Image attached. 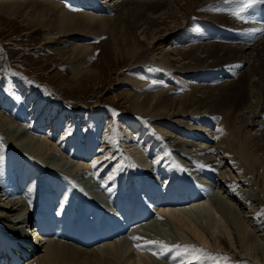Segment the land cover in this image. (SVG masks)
Returning a JSON list of instances; mask_svg holds the SVG:
<instances>
[{"label": "bare ground", "instance_id": "bare-ground-1", "mask_svg": "<svg viewBox=\"0 0 264 264\" xmlns=\"http://www.w3.org/2000/svg\"><path fill=\"white\" fill-rule=\"evenodd\" d=\"M89 1L93 7L94 5L98 6V9L94 8V12L74 10L71 6L80 4L74 0H0V10L11 15H21L26 22L30 21L29 16L48 11L50 19H40L39 22L42 24V28L47 30L46 37L49 42H62L66 44L64 47L68 44L69 47L71 46L69 50L58 48L61 56L65 57L64 59L69 64L83 59L90 62L93 57L91 53L93 46L84 41L86 37H79L77 35L79 32L86 30L85 35L87 36L88 34L92 37L112 36L115 44L118 46L117 50H122L123 55L132 58V62L129 63L127 70L132 73L125 77L127 79L124 85L135 90H140V93L126 92L123 98L126 99L128 107L135 114L152 120L162 119L155 122L161 123L170 120L177 124H183L185 118H191L195 114L208 113L210 116L202 117L203 115H200L199 118L211 119L213 118L212 116L218 117L221 115L223 117L222 122L225 125L228 124L226 125L227 130L229 129L228 133L233 131V133L238 132L241 135V139L231 136L229 143L234 144L233 146L235 147L231 150L225 147L222 149L223 153L233 154L244 165L245 169L248 170V173H252L251 176L255 175L258 171L259 176L261 175L263 178L264 173L259 170L258 166L264 164V120L258 119L260 113L257 111L258 107H260L259 103L262 101L261 99L264 98V34L252 30L264 27V24L257 23L252 19L247 22L236 19L230 14L236 8V5L224 3V0H101L99 4H95L98 2L97 0ZM38 6H41V8H37ZM100 12L104 13V15ZM105 13L113 14L112 18L106 16L107 14ZM47 21L48 24H46ZM72 29L79 30L75 31ZM54 34L55 36H53ZM126 36L132 37L133 43H135L133 46H131ZM75 38H78V43L72 42ZM241 39H245V42H242L243 40L241 41ZM255 42L257 43L255 44ZM73 46L74 48H72ZM232 62L235 63L230 66L229 64ZM150 64L153 67L155 66L152 72L154 78H161L167 84H172L173 87L153 91L152 89L160 87L161 84L156 83L155 87H151L146 82L144 84L142 80L146 76L143 73L146 71L144 68H148ZM87 67L88 65L83 67V72L87 71ZM149 74L147 73V75ZM244 74L246 76V79H244L245 83L242 82V86L240 85L242 98L239 99L238 105L233 107L227 100L229 92H222L220 89H225L227 86L233 89L236 88L238 82H235L236 79L234 80L233 77L238 76V79L240 76H244ZM92 77L95 78L94 74L87 75V78ZM187 79L188 81H186ZM202 81L205 83H201ZM238 81H240V78ZM177 86H181V88L185 86L184 88H189L190 91L189 93L185 92L181 94L178 92L179 88L176 89ZM175 93L179 94V96L172 95ZM256 101V106H253V103ZM200 109L203 110L199 111ZM244 113L247 114L244 116ZM58 121L59 119L53 120L52 125L55 127V125H58ZM212 121L214 120L212 119ZM224 124L222 125L224 126ZM27 127L26 129H28ZM22 128V125L15 124L7 117H4V115L0 117V131L6 135L7 140H10L24 156L48 166L49 169H53L58 174L62 173L66 177L68 176L70 180H74L82 189L84 186L86 189V186H88L87 181L93 179L84 180L86 182H83L81 179H77V177H79V174L81 176L85 174V168L90 170L87 167L91 165L90 162H85L87 160L85 154L88 152V147L84 148L82 145L79 147L77 155L78 152L82 153L81 159L83 158L84 161L82 162L83 164L78 161L77 163L75 160L73 161L64 155L62 156L61 152L56 149L55 144L44 139L43 135L31 137L29 136L31 133L28 131L30 134L27 135L23 130L24 128ZM219 128L221 127L219 126ZM252 130L256 131L252 132ZM165 134L167 144L170 143L171 146L175 147H171V151L175 154L178 151H183L191 155H188V157L190 156L188 161L191 163L188 162L189 164H187L186 161V164L182 165L186 171L191 172L197 169H201L202 171V168L203 170L208 168L220 172L216 181L221 186V191L218 189L219 192L223 194L216 195L212 193L213 195L211 194L212 196L208 199L210 201L207 200L208 202L195 200L198 203L191 204L193 208H191L190 204L183 206V208H178L177 206V208L169 207L167 206L169 203L160 201L157 205L160 206L158 212L162 216V220L151 224H144L138 227L136 232L147 236L160 234L173 241L180 239L179 241H184L181 243H188L198 252L209 248L213 255H217V252H222L236 259H245L244 262L249 260L252 263H264V219L261 216L259 219H256L255 216V213L258 212L256 211L258 204L262 202L259 195L262 189L260 188L261 186L259 187V191L256 192L253 189L256 183L250 182L249 179L244 181L238 179L237 175L230 173L226 168L227 166L224 165V161H221L219 159L220 156L218 157L217 154H214V151H209V149L207 151L203 150L205 148L192 149L199 144H183L171 134H167V132ZM208 134L210 135L211 132ZM200 135L202 134L200 133ZM196 137L198 138V136ZM250 144L252 148L254 147L253 149H251ZM92 146L90 145V151L92 150ZM167 148L166 150L169 149ZM169 155H167L168 158ZM15 156L13 155L12 157L15 158ZM99 158L100 156H97V162L93 160L91 163L94 166V174L98 173L99 175L100 173L102 176L106 172V170L105 172L103 171L104 168H107V170L109 168L106 164L102 167V163L105 160L100 162ZM187 159L186 157L185 160ZM110 163L109 165H111ZM177 166L181 167V164H177ZM16 168H18V165ZM7 172L6 174H8ZM14 172H18V170L16 171L15 169ZM1 173L0 171V264H164L150 258L144 251H140L141 249L139 250L140 252L133 250L127 238L113 239L109 237L108 239L110 240H107L106 237H101L102 239H100L99 234L98 243H94L90 230L83 227L82 217L72 219V215L69 212L67 215L65 213L66 217L62 215L63 217L58 216L57 218L49 207V201L42 203L36 208L34 207L35 209L31 204L28 206L27 202H24L23 196L21 197L17 192L19 187L9 184L8 179L3 175L4 171L3 174ZM117 173L119 172L116 171ZM32 175L33 170L29 176L32 177ZM246 175L247 173L244 174L245 177ZM18 177L15 179L17 180ZM19 178L22 180V176ZM108 181H110V178ZM145 181L132 184L137 190L138 196L140 194L145 198V208L151 210L154 207L155 210L156 205L154 202L158 200L154 197L155 189L149 183H145ZM246 181L248 184L244 187ZM201 182L202 184L206 183L205 181ZM76 184L74 185L77 186ZM227 184L228 186H237L236 191L228 192L224 189ZM203 186L205 187V185ZM205 191L208 192L206 189ZM97 195L99 197L100 194ZM97 195L95 194L94 197ZM234 195H237V197ZM169 200L172 201V199ZM91 201L92 199L88 200L89 203ZM96 203H98L97 199ZM92 204L95 203L93 202ZM92 204L90 205L92 206ZM195 206L202 208L206 216L200 214L198 217L195 214L196 211L192 210L197 208ZM79 209L82 208L79 207ZM143 213L147 212L143 211ZM76 214L78 215L77 212ZM77 215L76 217H79L80 214ZM39 217H42V219ZM207 221H213L212 226L216 222L218 226H215V230H211V227L207 225ZM28 226L29 228L26 230ZM114 232L116 230H113V228L109 231L111 235ZM25 241L28 244H25ZM35 245H39V247L35 248Z\"/></svg>", "mask_w": 264, "mask_h": 264}, {"label": "rangeland", "instance_id": "rangeland-1", "mask_svg": "<svg viewBox=\"0 0 264 264\" xmlns=\"http://www.w3.org/2000/svg\"><path fill=\"white\" fill-rule=\"evenodd\" d=\"M74 1L80 3L76 6H71L76 11L94 12V8L98 9V6L94 5L93 7V5L89 3V0ZM97 1L98 2L95 4H99V2H101V0ZM37 8H41V6H38ZM100 13L104 15V13ZM105 14H107L106 16H109L110 18L113 16V14ZM29 17L30 21L26 22L24 17L21 15H11L10 13L0 10V115H4V117H7L15 124L20 126L22 125L24 128L22 129L27 135L31 133L29 135L31 137L43 135L45 137L44 139L55 144L56 149L61 152L62 156L64 155L70 160H75V162L78 161L82 163L84 161L83 158L81 159L82 153L78 152L77 155V151L80 149L79 147L81 145L84 148L88 147V152L85 154L87 159L85 162H90L91 165L88 164L89 166H87L90 170L85 168V174L82 176L79 174L80 178L77 177V179H81L83 182H86L84 180L88 179L93 180L87 181L88 186H86V189L85 186L83 187L86 192L85 193L82 187L80 185L78 186L74 180H70L68 176V179H66V175L60 173L64 176L63 177L57 172H54L53 169H49L48 166L24 156V154L17 150L10 140H7L8 138L6 135L0 131L1 174H3L4 171L3 175L8 179L9 184H13L15 186L17 185L19 187L17 192L21 195V197L23 196L22 198H24V202H27L28 206L31 204L33 208H36L42 203L49 201V207L57 218L58 216L63 217L62 215L66 217L69 212L72 215V219H79L82 217L81 219L83 221V227L90 230V235H92L95 243H98L99 234L100 239L103 237H106L107 240H110L108 239L109 237L113 239L121 237L127 238L128 243H130V246L132 245L131 247L133 250H136L137 252L144 251V253L150 258L158 262H163L164 264H257L252 263L249 260L244 262L245 259H236L235 257H231L222 252H217V255H213L209 248L207 250L198 252L194 250L188 243H181L184 241H179L180 239L173 241L161 236L160 234L147 236L136 232V229L140 226H143L144 224H151L155 221L159 222L162 220V216L158 212L160 206L157 205L160 203V201H163V203H169L167 205L169 207L183 208V206H188V204L191 205L193 203H198L195 202V200L207 201L214 193L216 195L223 194L222 192V194L219 192L221 186L218 181H216L220 172H216L215 170L208 168H205L204 170L202 168V171L201 169H197L195 171H191L192 173L186 171L182 165H185L186 163L189 164L188 162L190 161L188 160L191 155L183 151H178L177 154L171 151V147H175H173V145L171 146L170 143L167 144V139L164 136L166 132L167 134H171L173 137H176V139H178L183 144H199L192 149L205 148L203 150L207 151L209 149V151H214V154H217L218 157L220 156L219 159L224 161V165L227 166L225 167L230 171V173L237 175L238 179H241V181L249 179L250 182L252 181L253 183H256L257 187L254 185L253 188L256 192L259 191V187L261 186L260 188L262 189L259 195L262 199V202L258 204L260 210L257 207L256 211L258 212L255 211V216L256 219H259L260 216L262 219H264V175L262 174V178L261 175L259 176V172L257 171L255 175L251 176L252 173H248V170L245 169L244 165L241 164V162L235 156H233V154L223 153L222 150L225 147H227L226 149L229 150L235 147L233 146L234 144L229 143L230 138L233 136V138L237 137V139H241V135L238 132L233 133V131L228 133L229 129L227 130L226 127L228 124L225 125L224 122H222L223 117L221 115L218 117L212 116V119L214 120L212 121L211 118H199L200 115H203L202 117L210 116L208 113H202L199 115L195 114L191 116V118H185V122L183 124L173 123L170 120L160 123L155 121L162 119L152 120L138 116L132 111V109L128 107L126 99L123 98L126 92L132 91L135 93H140V90H135L124 85L127 79L125 77L132 73L131 71H127L129 63L132 62V58L123 55L122 50H117L118 46L115 44L112 36L103 35L99 37H92L88 34L87 36L85 35L86 30L79 32L77 35L79 37H86L84 38V41L87 44L93 46L91 51L93 57L90 62H87L86 59H83L78 60L76 63L71 62L69 64V62L64 59L65 57L61 56V52L58 48L69 50L71 49V46L69 47L68 44L66 47H64L66 44L62 42H49L46 37L47 30L42 28L43 26L39 22L40 19H50L48 11L42 12V14L38 13L34 16L31 15ZM46 24H48V21ZM72 30L77 31L79 29ZM53 36H55V34ZM126 37L131 46H133L135 43H133L132 37ZM241 41L245 42V39H241ZM72 42L78 43V38H75V40ZM256 43L257 42H255V44ZM72 48H74V46ZM234 63L235 62H232L229 65L232 66ZM86 65H88L86 68L87 71L83 72V67ZM154 67L152 64H150L148 68H144L146 70H144L145 72L141 70L146 75L142 79L144 81L143 83L145 84L146 82V84H149L151 87H155L156 83L161 84V86L163 85V87L160 86L156 89H152L153 91H157L161 88L164 89L168 87L167 89H169L173 87L172 84H167L161 78H154L152 74ZM146 72L150 74L147 75ZM89 74H94L95 78H87V75ZM237 77L238 76L233 77L234 80L236 79L235 82H238V86L236 88L233 89L227 86L225 89H220L222 92H229L227 100L233 107H236L238 105L239 99L242 98L241 86L243 83H245L244 79H246L245 74L244 76L239 77L240 81H238L239 78L237 79ZM186 81H188V79ZM201 83L205 82L202 81ZM182 87L183 88H181V86L176 87V89L179 88V93H189V88L186 89L184 88L185 86ZM179 90L182 91L180 92ZM172 95L179 96V94L177 95L176 93ZM261 100L262 101L259 103L260 105L258 104L260 107H258L257 112L260 113V117H258V119L263 121L264 116L262 115H264V98ZM256 104L257 101L253 103V106H256ZM201 110L203 109H200L199 111ZM246 114L247 113H244V116ZM55 119H59V121L57 122L58 125H55L54 127L52 123ZM222 124H224V126ZM219 126L221 128H219ZM26 127L28 129H26ZM254 131L256 130H252V132ZM210 132L211 134L209 135L208 133ZM200 133L202 135H200ZM199 135L200 137L207 139H202L199 137ZM196 136H198V138ZM74 139L77 140L74 141ZM76 143H78V148L76 147ZM73 144L75 148L73 147ZM87 144L89 145L87 146ZM90 145H93L91 147L92 152L89 150ZM250 147L251 149L254 148H252L251 144ZM166 148L169 151L166 150ZM179 153L182 155L179 156ZM13 155H16L15 158L12 157ZM167 155H169L170 159ZM188 155L190 156L188 157ZM97 156H100V162L103 160H105V162L107 161V163H102V167L105 166L104 164H106V166L109 168L108 170L107 168H104L103 171L105 172L106 170V172L103 173L102 176L100 173L99 175L98 173L94 174L93 171L94 166H92L91 162L93 160L97 162ZM186 157L188 158L187 160H185ZM108 162H111V165H109ZM173 163L175 164L173 165ZM177 164H181V167L177 166ZM17 165L19 169L16 168ZM110 166H112V169ZM258 167L259 170L264 173V164H260ZM15 169L16 171L18 170L19 173L14 172ZM32 170L33 175L31 177L29 175ZM5 171H8V174H6ZM116 171L119 172L117 173L118 175L116 174ZM22 173L23 175H21ZM245 173H247L246 177L244 176ZM18 176H22V180ZM16 177H18L17 180L15 179ZM28 177L30 178L28 179ZM110 177L112 178L110 181H108ZM129 179L131 180L130 182ZM31 180L33 181V185ZM90 181L92 182L90 183ZM140 181L149 183L155 189L154 197L158 199L156 202H154L156 205L155 210L154 207L151 210H147L145 208V198L140 194L138 196L137 190L133 187L132 183L137 184ZM201 181H205L206 183L202 184ZM247 184L248 182L246 181L244 187ZM203 185H205V187ZM205 189L208 190V192L205 191ZM224 189H226L228 192H233L234 190L236 191L237 186H228L227 184L226 188ZM95 194L100 195L99 197L98 195L94 197ZM234 196L237 197V195ZM91 199L92 201L89 203L90 201L88 202V200ZM96 199L98 203H96ZM169 199H172L173 202ZM93 202L95 204H92ZM90 204H92V206ZM79 207L83 210L79 209ZM196 207L197 206H195V208ZM191 208H193L192 205ZM192 210H194V212L196 211L195 214L198 217L200 214L202 216H206L205 211L202 208L197 207L196 209ZM143 211H146L147 213L144 214ZM76 212L78 215L80 214L79 217H76ZM259 212L261 215H259ZM39 218L42 219V217ZM35 220H37V218H35ZM102 221L104 222L102 223ZM114 222L117 223L115 229L113 228ZM207 222V225L211 227V230H215V226H218L215 222L213 225L214 228L212 229L213 221ZM112 228L113 230H117V234L116 232H114L115 234L113 233L112 235L109 233L110 229ZM102 233L106 234L103 236ZM130 237H136L137 239H130ZM148 241H158L161 243L150 244ZM34 247H39V245H35ZM165 248L168 251H164ZM162 251H164L165 254L159 258L157 255H153L155 252L159 254ZM193 257H199V259H194Z\"/></svg>", "mask_w": 264, "mask_h": 264}, {"label": "snow or ice", "instance_id": "snow-or-ice-1", "mask_svg": "<svg viewBox=\"0 0 264 264\" xmlns=\"http://www.w3.org/2000/svg\"><path fill=\"white\" fill-rule=\"evenodd\" d=\"M224 3L235 4L236 8L230 14L234 16L236 19L242 20L244 22H247L248 20L253 19V16L251 14L252 9H254L257 6H264V0H224ZM252 31L260 33V34H264V27H259V28L253 29ZM130 239H137V238L130 237ZM148 243L151 244V243H161V242L148 241ZM164 251H168V250L165 248ZM164 251L160 252L159 254L153 253V255H157L159 258L160 256L164 255ZM193 258L199 259V257H193Z\"/></svg>", "mask_w": 264, "mask_h": 264}]
</instances>
